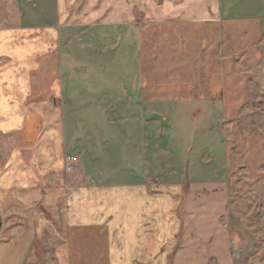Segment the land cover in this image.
Returning <instances> with one entry per match:
<instances>
[{
	"label": "crops",
	"instance_id": "0c3cea01",
	"mask_svg": "<svg viewBox=\"0 0 264 264\" xmlns=\"http://www.w3.org/2000/svg\"><path fill=\"white\" fill-rule=\"evenodd\" d=\"M15 1L21 29L38 38L28 59L0 70V132L21 134L0 180L4 188L64 197L71 224L112 229L123 225L114 210L129 212L125 225L154 214L161 186L169 205L185 195L196 199L195 211L217 212L218 227L228 196L227 103L221 91L200 87V74L175 82L169 73L161 85L145 64L144 33L153 23L199 30L206 22L229 25L231 33L245 22L263 34L264 0ZM66 153L78 157L72 172ZM198 242L220 264H232L225 230ZM30 244L16 256H29Z\"/></svg>",
	"mask_w": 264,
	"mask_h": 264
},
{
	"label": "rangeland",
	"instance_id": "374dc122",
	"mask_svg": "<svg viewBox=\"0 0 264 264\" xmlns=\"http://www.w3.org/2000/svg\"><path fill=\"white\" fill-rule=\"evenodd\" d=\"M20 13L15 0H0V70L28 59V50L36 47L38 37L21 29ZM258 28L244 22L230 33L223 24L206 22L193 30L184 24L153 23L144 33L145 64L161 85L169 73L175 82L185 74H200V87L209 94L221 91L227 103L222 121L229 148L228 196L218 227L213 220H221L217 212L195 211L196 199L185 195H174L169 205L161 186L158 210L135 216L142 218L141 225L135 218L125 225L131 221L129 212L116 208L112 218L123 225L109 229L106 224H71L64 197L50 195L46 201L19 189L7 191L0 181V264H220L198 237L221 229L231 240L232 264H264V32ZM183 30L189 35L183 36ZM20 138L16 130L0 132V180L10 154L20 149L12 146ZM208 197L206 206H213ZM155 234L158 242L152 240ZM29 244V256H16Z\"/></svg>",
	"mask_w": 264,
	"mask_h": 264
},
{
	"label": "built area",
	"instance_id": "2783aa9c",
	"mask_svg": "<svg viewBox=\"0 0 264 264\" xmlns=\"http://www.w3.org/2000/svg\"><path fill=\"white\" fill-rule=\"evenodd\" d=\"M78 162V157L75 154L66 153L65 154V166L66 172H72L75 169V164Z\"/></svg>",
	"mask_w": 264,
	"mask_h": 264
}]
</instances>
